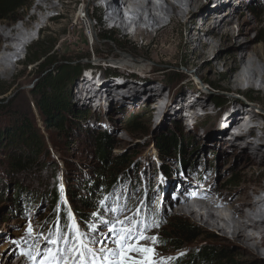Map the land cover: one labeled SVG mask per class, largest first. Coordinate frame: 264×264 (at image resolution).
I'll use <instances>...</instances> for the list:
<instances>
[{"label":"rangeland","instance_id":"1","mask_svg":"<svg viewBox=\"0 0 264 264\" xmlns=\"http://www.w3.org/2000/svg\"><path fill=\"white\" fill-rule=\"evenodd\" d=\"M212 1L200 0L203 8L199 12L195 11V15L191 17L177 22L165 18L161 24L155 26L156 30L142 31L143 27H139L138 33L135 34L131 24L126 22L125 25L116 24L108 18L106 9L110 4L108 2L105 7L106 0H63L62 3L56 0L59 10L49 12L46 17L54 20L48 23L45 29L37 25L34 39L27 42L26 47H22L20 56L15 58L20 60V63L16 64L14 59L12 64L14 76L10 78L0 76V89L9 91L0 99V108L4 109L0 111V131L15 129L14 125L21 121L19 115H24L34 123L43 142L40 158L36 159L34 166L28 170L22 165L18 169L12 168L13 164L19 162L20 156L27 152L23 144L14 143V140L10 141L7 138L2 141L0 264H16L18 260L15 257L19 251L22 248L29 250L28 247L33 246L32 242L38 234L40 238L36 241L40 247H32L31 251L35 256L43 245L42 254L44 250L52 247L43 237L50 239L62 237L66 231H71L72 223L77 224L81 231L89 233L85 239H95L99 234L111 235L108 233L110 224L115 222L117 217L124 219L127 216H134L131 211L133 209L141 210L140 215L134 218L143 222L146 235L157 240L152 247L153 252L158 255L152 257L149 254L146 258H155L159 264H167L174 256L188 257L203 246H213L226 253L227 258L224 261L212 264H233L232 261L235 264H264V255L255 249L198 224L189 214L175 213L176 205L170 204L174 194L167 193L175 181L202 184L212 191L213 197L222 198L226 206L232 205L237 211L242 212L247 208L243 201L245 186L250 185L254 188L264 184L261 178L264 163L257 158L249 157L247 149L234 142L237 132H251V127L241 124L231 131L225 127L226 125L223 126L224 116L220 114L189 120L192 112L189 111L194 108L192 105L199 104L194 103V98L206 104L216 105L220 112L224 107L250 108L259 115L257 125H252L255 132H252L251 143L253 147L264 150V93L230 88L226 85L225 76L226 62L253 48H264V6L253 4V0H246V5L237 9L226 27L222 26L223 30L216 31L213 36L208 35V29L212 26V20H208L210 22L205 32L202 31L201 37L199 36L200 44H207V48L200 49L197 43L187 42V30L191 23L197 22L201 14L205 15V10L211 8ZM27 4L28 0H24V7L5 21L14 20ZM94 9L99 10L100 22L94 16ZM59 13H63L64 16L60 17ZM90 25L95 31L89 28ZM74 29L79 33V42L82 44L77 47L69 45L60 53V41H76V38L70 35ZM104 30L115 31L112 40L104 38ZM39 41L45 43L46 50L49 49L50 53L40 62L32 61L30 64L26 61L31 57L33 48ZM82 45L85 46L81 47ZM165 47L172 50L171 56H165L160 51ZM23 50L27 51L26 57L21 59ZM55 60H60L62 64L63 62L75 64L81 60L83 65L82 73L72 77L66 89L72 111L81 116L82 122L81 125L66 124L67 133L44 127L33 94V89L41 80V67L50 65ZM126 60L131 64L123 62ZM90 71L99 73L97 77L105 74L117 84L129 83L140 86L157 84L161 90L160 106L167 111L185 110L184 114L181 119H168L165 116L158 121L151 107L156 99L143 100L144 102L133 105L115 104L112 108V105L106 104L101 97L102 103L99 104L96 101L97 95H94L95 99H91L89 105L81 107L73 97L72 82L81 77L91 78ZM161 111L158 107L156 113L160 115ZM245 120L246 117L241 123ZM102 134L115 140L114 144L110 140L107 147L110 149V159L126 156L131 166L129 165L125 171V179L117 186L113 198L105 202V197L103 203L99 204V206L105 204L103 211L113 220L107 224L93 221L91 225L100 229V233H93L90 227L86 228L76 220L73 208L81 211L78 207L80 203L75 202L79 201V198L73 203L69 200L68 191L70 187L78 197L88 200L86 204L96 205L94 196L89 199V191L86 190L91 182L100 180L96 173L97 167L102 165L97 138ZM173 134L180 137V146L171 147L168 156H162L163 153L156 147V139ZM183 154H186V157H181ZM66 178L71 183H67ZM251 178L254 180L250 181ZM58 181L62 202L69 208L68 215L73 216L68 229L62 227L55 229L52 226L58 210L54 214L49 205ZM59 205L57 209H60ZM65 205L61 210L66 208ZM112 208L118 210L113 212ZM82 211H87L85 213L94 217L95 212L92 210ZM171 215L194 225V235L199 236L197 243L184 245L180 252H174L171 246H162L163 236L170 233L169 228L173 223ZM156 219L160 220L158 225L161 229L157 228ZM29 225L34 229L32 235L28 231ZM208 237L215 240H209ZM108 246L114 249L117 244L109 240ZM41 256H35L36 260L46 259Z\"/></svg>","mask_w":264,"mask_h":264},{"label":"bare ground","instance_id":"2","mask_svg":"<svg viewBox=\"0 0 264 264\" xmlns=\"http://www.w3.org/2000/svg\"><path fill=\"white\" fill-rule=\"evenodd\" d=\"M58 1L60 3L63 2V0ZM106 1L107 3H104L105 7H107L108 2L110 4V7L106 9V15L113 23H119L121 25H125L124 19L128 16L131 17L132 24L137 25V23H145L154 27L161 24L162 20L165 18H169L172 22H177L180 19L195 15L196 12H199L203 8V6L200 5V0ZM245 1L246 0H213L210 8L211 10L208 7L205 10V15L201 14L196 23H191L188 26L187 42L189 44L197 43L200 49L207 48V44L203 45L199 42L201 40L199 39L202 35L201 32H205L207 24L212 20V26L208 29V35H215L216 31L223 30L222 26L226 27L239 7L246 5ZM252 3L264 6L263 0H253ZM54 10H59L56 0H28L26 8L20 14L16 15L14 20H0V76L4 78L14 76L15 73L12 68L14 59L20 56L22 47H26L27 42L34 39V31L37 25H41L42 28L45 29L48 27V23L54 20V18H46L48 13ZM146 14H148L147 17H145ZM59 16L63 17L64 14L59 13ZM45 19L47 20L46 22L44 21ZM208 20L210 21L208 22ZM89 28L95 31L93 26L90 25ZM66 30L67 28L64 29V32H66ZM70 35L75 37L76 41H60V53L69 45L77 47L82 44L79 42L80 35L76 29L70 32ZM195 36H197L196 39L194 38ZM83 46L85 45L81 47ZM160 51L165 56L172 55V50L170 48H161ZM123 62L131 64L127 60ZM96 73L90 71L89 75H91V78L81 77L72 82V94L77 105L81 107L89 105L94 95H97L96 97L98 99L96 101L99 104L102 103L104 98V102L112 105V108L115 104L117 106L118 104L133 105L134 103L139 104L144 101L156 99L155 102L151 104V107L158 121L165 116L168 117V119H181L184 114L185 110L183 112L179 109H170V111H167V109H163V107L160 106L162 101L160 95L161 90L158 88L157 84H150V86H140L129 83L117 84L116 81L112 80L110 77L108 78L107 75L101 74L97 77L99 73ZM225 76L227 79L226 85L230 88L244 91L257 90L264 93V48H253L249 52L238 54L229 62H226ZM189 99H187V101ZM194 103L199 104L192 105L194 108L189 111H192L189 120L202 116L211 117L220 114L224 116L223 126L226 125L225 127L231 131L241 124L251 127V132H237V138L234 142H237L245 150L247 149V155L249 157L257 158L264 163V150H262V148L253 147L251 143L253 140L252 132H255V128H252V125H257L256 122L259 118L256 111L242 106H233L228 108L224 107L222 112H220L216 105L200 102L198 98H194ZM158 107L162 110L160 112L161 116L156 113ZM244 117H246V120L241 123ZM262 172L261 178L264 180V170ZM260 179L257 181L259 182ZM253 180L254 178L250 179V181ZM245 187L243 201L247 208L242 210V212L237 211L232 205L226 206L222 198L213 197L212 191L202 184L175 181L170 185L167 193L174 194L170 200V204L176 205L175 208L177 211H175V213L184 215L189 214L198 224L204 225L210 228V230L212 229L264 255V184L254 188L250 185ZM34 240L33 242L30 240L33 245L32 247L38 243L36 239ZM26 246L29 245L26 244ZM32 247L29 246L28 248L30 249L27 251L26 249L24 250V248L19 251L15 257L18 260L16 264H38V262L31 260L34 259V252H31ZM42 247L43 245L41 248ZM41 248H39L40 253ZM25 258L28 260H26L27 263L24 262Z\"/></svg>","mask_w":264,"mask_h":264},{"label":"trees","instance_id":"3","mask_svg":"<svg viewBox=\"0 0 264 264\" xmlns=\"http://www.w3.org/2000/svg\"><path fill=\"white\" fill-rule=\"evenodd\" d=\"M24 7V0H0V17L2 20L13 17L18 11H20ZM95 10V18L100 22V16L98 15L99 10ZM115 31H103V36L106 40H112V35ZM49 49L46 50L45 43L39 41L35 44L33 48V52L31 57L26 61L28 63H38L43 58L49 55ZM47 58L46 60H48ZM60 60H55L45 67H41L40 82L33 89V94L35 96V106L37 110L40 112L44 127L48 129H56L58 131L68 132L66 128V124L75 123V125H81V116L74 114L72 111L71 102H69V96L66 95V89L68 88L69 80L72 77L79 76L83 71V65L81 64V60L75 62V64H71L70 62H59ZM31 64V63H30ZM62 64V65H60ZM50 66V67H49ZM51 68L55 70H51ZM10 90V89H9ZM7 90L0 89V99L7 95ZM4 110L0 108V111ZM21 121L18 124H15V129H6L4 132L0 131V147H2V141L4 138L14 140V143L23 144V147L26 149V153L20 156L19 162L12 165L13 169H18L21 165L24 169H30L34 166V162L36 159L40 158V155L43 150V142L42 137L39 135V131L35 127L34 123L30 121L24 115H19ZM78 122H76V121ZM182 133V132H181ZM15 137V138H14ZM177 134L173 135H164L160 136L156 139V147L163 153L162 156H168V153L171 152V147L180 146L181 140ZM98 145H99V155L102 159V165L97 167V178L100 180H95L89 184V187L86 191H89V199L94 196V204H86L87 199H83L78 197L76 192L70 189L68 191L69 200H72L73 203H80L78 206L81 211L78 209L75 210L73 208V214L78 221V223L86 228L92 226L93 221L101 222L97 216H91L87 211L82 210H92L93 212L99 214L103 220L112 221L113 218L107 216V214L103 211L104 205L99 206L100 203H103L105 197L108 202L113 198L114 191L120 182L125 179V171L128 170L129 165L131 163L128 161L126 156H119L115 159H110V149L107 147L110 145L109 143L112 141L114 144L115 140L113 138H109L106 134H102L98 136ZM111 140V141H110ZM22 150V149H21ZM182 154V153H181ZM186 154L181 155V157H186ZM17 159V158H15ZM185 159H183L184 162ZM182 162V161H181ZM182 162V163H183ZM30 167V168H29ZM68 177V175H67ZM68 180V181H67ZM67 183L69 181L66 178ZM59 181L57 186H55L54 194L50 199V209L54 211V214L57 211V217L53 220L52 226L56 229V227H62L63 229H68L70 219L67 210L68 206L63 204L62 195L60 194ZM76 189V185H75ZM79 198V201H75ZM60 204V205H59ZM57 205H59L60 209H57ZM65 205L63 210L61 207ZM77 208V207H76ZM73 217V216H71ZM173 223L169 228V234H165L163 236L162 246H171L173 247L174 252H180L184 245L192 244L198 242V235H194V225L188 223L186 221L181 220L180 217L172 216ZM49 219V218H48ZM156 222L157 228L161 229L158 225L160 220ZM67 226V227H66ZM159 234V233H158ZM158 236V235H157ZM159 237V236H158ZM157 237V238H158ZM209 240H215L213 237H208ZM159 249V245L156 246ZM226 257V253L224 251H220L213 246H203L198 252L189 255L188 257H172L167 264H212L218 263L220 260L224 261ZM232 261V260H230ZM235 264L234 261H232Z\"/></svg>","mask_w":264,"mask_h":264},{"label":"snow or ice","instance_id":"4","mask_svg":"<svg viewBox=\"0 0 264 264\" xmlns=\"http://www.w3.org/2000/svg\"><path fill=\"white\" fill-rule=\"evenodd\" d=\"M117 210V208L111 209L113 212ZM131 211L135 217H138L141 210ZM93 215L97 216L101 223H109L99 214L93 213ZM134 216H127L124 219L117 217L108 228V233L111 235L99 234L95 239H85L89 233L81 231L75 223H72L71 231H66L62 237L56 236L51 239L43 237L52 247L44 250L42 254L35 253V256L46 257L38 261V264H159L155 258H146L149 254L152 257L158 255L153 252L152 247L157 243L156 238L146 235V228L142 226L143 222L135 219ZM69 218L72 219L71 216ZM28 231L30 235L33 234L34 229L31 225ZM90 231L100 233V229L95 225L90 226ZM35 238L39 240L40 235L38 234ZM109 240L117 244V247L114 249L109 247ZM95 245L99 247H94ZM34 247H40V245L37 243Z\"/></svg>","mask_w":264,"mask_h":264}]
</instances>
